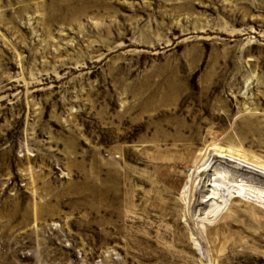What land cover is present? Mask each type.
<instances>
[{
  "label": "rangeland",
  "instance_id": "obj_1",
  "mask_svg": "<svg viewBox=\"0 0 264 264\" xmlns=\"http://www.w3.org/2000/svg\"><path fill=\"white\" fill-rule=\"evenodd\" d=\"M215 141L264 159V0H0V264H264L183 197Z\"/></svg>",
  "mask_w": 264,
  "mask_h": 264
},
{
  "label": "bare ground",
  "instance_id": "obj_2",
  "mask_svg": "<svg viewBox=\"0 0 264 264\" xmlns=\"http://www.w3.org/2000/svg\"><path fill=\"white\" fill-rule=\"evenodd\" d=\"M180 105L172 109L174 115L182 109ZM184 125H187L184 130L192 127ZM210 146L200 152L202 155L183 187L188 206H203L202 212L196 215L202 224L217 219L237 200L262 209L251 200L264 202V159L234 145L215 141Z\"/></svg>",
  "mask_w": 264,
  "mask_h": 264
}]
</instances>
